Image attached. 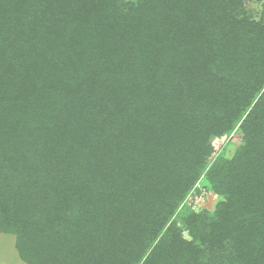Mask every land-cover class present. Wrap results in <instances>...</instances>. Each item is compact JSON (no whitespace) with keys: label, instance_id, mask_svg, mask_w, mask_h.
<instances>
[{"label":"trees","instance_id":"16d2710c","mask_svg":"<svg viewBox=\"0 0 264 264\" xmlns=\"http://www.w3.org/2000/svg\"><path fill=\"white\" fill-rule=\"evenodd\" d=\"M243 6L0 0V234L23 262L264 264V17ZM204 176L214 210L186 203Z\"/></svg>","mask_w":264,"mask_h":264},{"label":"rangeland","instance_id":"374dc122","mask_svg":"<svg viewBox=\"0 0 264 264\" xmlns=\"http://www.w3.org/2000/svg\"><path fill=\"white\" fill-rule=\"evenodd\" d=\"M241 13H243V15H250L257 20L261 19L264 17V0H244V6ZM241 136V133L236 130L231 135L225 134L221 137H214L212 139L214 146L212 159L220 156H233L241 144ZM218 201L219 197L213 190L212 185L206 176L202 177L197 182L186 199V203L192 209L199 211H202L203 209L214 210ZM179 225L185 229V226L181 223ZM184 234L189 237L187 231H185ZM15 252V236L13 234H0V264H6V259H10V257H12L14 261L10 260L12 263H9L19 264L17 261L20 259L17 254L15 256Z\"/></svg>","mask_w":264,"mask_h":264},{"label":"crops","instance_id":"0c3cea01","mask_svg":"<svg viewBox=\"0 0 264 264\" xmlns=\"http://www.w3.org/2000/svg\"><path fill=\"white\" fill-rule=\"evenodd\" d=\"M15 250H16V247H15ZM16 254H17V256L19 257V255H18V253H17V250H16V252H15V256H16ZM9 259V258H8ZM8 259H6V261H5V263L6 264H11L12 262L11 261H14V259L12 258V257H10V259L8 260ZM19 259H20V257H19ZM11 260V261H10ZM9 262H11V263H9ZM19 264H27V263H25V262H23L21 259L19 260V261H17Z\"/></svg>","mask_w":264,"mask_h":264}]
</instances>
